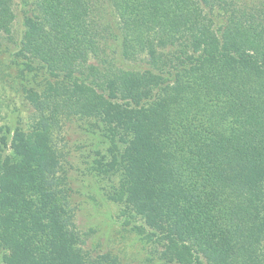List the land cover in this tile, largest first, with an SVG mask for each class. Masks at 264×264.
<instances>
[{
	"label": "trees",
	"instance_id": "trees-1",
	"mask_svg": "<svg viewBox=\"0 0 264 264\" xmlns=\"http://www.w3.org/2000/svg\"><path fill=\"white\" fill-rule=\"evenodd\" d=\"M34 3L20 53L48 82L0 148V261L120 264L75 221L58 138L79 120L111 140L99 175L164 264H264V0ZM15 21L0 0V34Z\"/></svg>",
	"mask_w": 264,
	"mask_h": 264
},
{
	"label": "rangeland",
	"instance_id": "rangeland-1",
	"mask_svg": "<svg viewBox=\"0 0 264 264\" xmlns=\"http://www.w3.org/2000/svg\"><path fill=\"white\" fill-rule=\"evenodd\" d=\"M15 12L12 34H0V148H5L4 139L10 143L17 127L31 123L34 110L30 91H42L48 82L45 72L20 53L25 19L36 12L34 0H15ZM123 65L134 68L125 62ZM58 144L64 156L62 172L71 191L75 221L89 257L110 254L120 264H164L155 247L133 230L135 221L123 214L122 205L110 198L113 183L99 175L97 161L109 155L113 146L101 126L68 121Z\"/></svg>",
	"mask_w": 264,
	"mask_h": 264
}]
</instances>
